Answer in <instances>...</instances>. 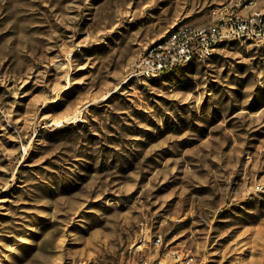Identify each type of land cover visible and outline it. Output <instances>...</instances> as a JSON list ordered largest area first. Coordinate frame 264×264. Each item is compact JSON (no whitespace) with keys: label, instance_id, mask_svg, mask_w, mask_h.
I'll return each instance as SVG.
<instances>
[{"label":"rangeland","instance_id":"rangeland-1","mask_svg":"<svg viewBox=\"0 0 264 264\" xmlns=\"http://www.w3.org/2000/svg\"><path fill=\"white\" fill-rule=\"evenodd\" d=\"M222 1L0 0V264H264V39L131 75Z\"/></svg>","mask_w":264,"mask_h":264},{"label":"built area","instance_id":"built-area-1","mask_svg":"<svg viewBox=\"0 0 264 264\" xmlns=\"http://www.w3.org/2000/svg\"><path fill=\"white\" fill-rule=\"evenodd\" d=\"M228 37L264 39V0H225L210 7L205 24L186 23L180 32H172L171 28L134 61L131 75L144 78L148 73L185 60L187 53H195L199 61L205 60V56L217 48L214 40ZM255 188L260 189V186ZM145 243L148 240L143 236L134 250ZM147 249L140 257L130 252L118 264H198L194 253L168 246L159 236Z\"/></svg>","mask_w":264,"mask_h":264},{"label":"bare ground","instance_id":"bare-ground-1","mask_svg":"<svg viewBox=\"0 0 264 264\" xmlns=\"http://www.w3.org/2000/svg\"><path fill=\"white\" fill-rule=\"evenodd\" d=\"M183 25L186 24H180L177 25L175 27L172 28V32H180L181 27H183ZM241 39L239 37H228V38H218L214 40V47H217L221 42H225V41H240ZM213 54V52H210L207 54V56H205V58L210 57ZM138 60V59H137ZM197 55H195V53H187L185 60H178L175 63H173L171 66H168L167 68H163L161 70H156L154 72L148 73L145 75L144 78H150V77H155L161 73H165L167 71H170L172 69L184 66L186 64H189L193 61H197ZM150 244H155V237L153 239H151ZM187 251V250H185Z\"/></svg>","mask_w":264,"mask_h":264}]
</instances>
